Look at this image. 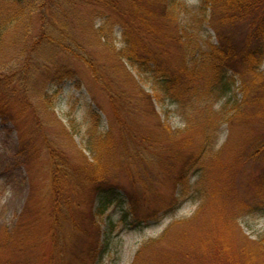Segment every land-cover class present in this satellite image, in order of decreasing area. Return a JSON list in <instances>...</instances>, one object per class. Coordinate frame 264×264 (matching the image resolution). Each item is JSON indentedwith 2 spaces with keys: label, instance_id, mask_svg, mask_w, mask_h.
Returning a JSON list of instances; mask_svg holds the SVG:
<instances>
[{
  "label": "trees",
  "instance_id": "trees-1",
  "mask_svg": "<svg viewBox=\"0 0 264 264\" xmlns=\"http://www.w3.org/2000/svg\"><path fill=\"white\" fill-rule=\"evenodd\" d=\"M205 28L210 35L202 43ZM116 43L122 48L117 49ZM80 66L89 71L93 85L106 92L112 119L94 138L88 129L87 146L76 149L82 163L69 172L72 163L65 159L69 146L64 140L73 141L74 134L54 113L53 98L64 85L75 83L80 89ZM131 69L153 81L159 94L145 91ZM118 70L127 78L125 86L117 84ZM161 97L180 111L183 130L162 123L154 103ZM94 116L101 121L98 114ZM147 118L153 119V127L140 123ZM46 119L57 126L55 139L49 136ZM0 123L24 137L17 153L20 160L42 152L48 155L54 196L46 214L51 218L50 237L61 236L66 220L73 232H80L72 220L76 204L63 198V177H72L74 189L81 182L87 185L91 205L101 197L121 204L123 195L125 217L147 222L150 213L139 215L136 195L107 179L112 165L134 156L147 158L149 169L157 164L152 173L157 178L178 173L173 183L180 195L188 178L199 174L204 199L225 194L234 200V185L223 188L219 182L220 175L230 179V168L223 161L264 167V0H197L193 7L184 0H0ZM222 125H227L229 135L237 132L238 138L232 150L213 153V140ZM254 196L264 200L262 190ZM239 207L244 205L235 210ZM262 207L256 210H264V203ZM27 213L23 209L12 227L1 230L0 264H28L37 254L38 243L29 241L28 232L45 211L29 217ZM233 221L228 216L211 218L210 231L219 230V235L204 241L203 249L220 248L218 253H229L234 264H264V234L235 248L222 230ZM96 234L97 244L100 229ZM166 237L146 243L132 264H154L144 262L143 255ZM232 248L238 250L235 258ZM96 249L89 251L92 262ZM172 249L160 250L156 264H170ZM63 254L59 264H85L75 255L63 259ZM38 257L41 263L44 257Z\"/></svg>",
  "mask_w": 264,
  "mask_h": 264
},
{
  "label": "rangeland",
  "instance_id": "rangeland-1",
  "mask_svg": "<svg viewBox=\"0 0 264 264\" xmlns=\"http://www.w3.org/2000/svg\"><path fill=\"white\" fill-rule=\"evenodd\" d=\"M184 2L191 7L197 6V0H184ZM205 30L206 33H202V43H206L208 34L210 35L206 28ZM211 43H214L213 39ZM116 44L117 49L122 48L120 43ZM172 50L178 52V50ZM80 69L83 73L80 89H77L75 83L67 84L57 90L58 94L53 98L54 113L74 134L73 141L64 140L69 146L65 149V159L72 163L69 172L82 163L76 149H84V146H87L85 137L88 129H92L94 138L105 131V127L111 123L112 119L106 92L100 89L99 85H93L86 68L80 66ZM118 72L115 74L117 84L125 86L127 78L120 73V70ZM131 72L145 91L151 95L159 94L158 86L146 75L139 73L137 69H131ZM225 101L224 99L218 103L215 109L220 108ZM154 103L162 123L169 125L173 130L184 129L185 123L175 105L162 97ZM96 114L100 116V122L94 116ZM141 122L149 128L154 125L151 118ZM46 123L50 125L49 128L46 127L47 130L50 129L49 136L54 138L53 132L57 131L56 124L48 119ZM237 138V132L232 131L229 135L227 125H222L213 140L212 152L232 150ZM24 142V137H18L11 126L0 123V169L10 170L8 173H0V232L1 230L4 232L5 225L13 226L16 216L25 208L29 211L26 217L32 216L31 214L38 210L45 211L28 232L29 241L38 243L36 253L44 258L40 263L38 255L32 254L28 264L63 263L64 260L60 262L61 251L64 253L63 259H72L75 255L83 259L85 264H132L138 251L146 243L158 242L163 235L167 236L166 239L143 255L144 262L148 260L149 263L156 264L159 262L158 252L173 246L175 249H172L170 253L172 257L170 264H229V262L234 264L236 259L232 260L229 253L224 252L223 256L218 253L222 250L220 248L214 252L203 249L202 243L209 238L212 239L214 237L212 235L216 234L210 231L209 220L218 216L225 218L228 216L235 220L232 225L222 229L227 234L224 238L232 241L235 248L247 241H255L264 234V210H256L263 208L264 200L254 196L257 190L264 192L262 165H243L235 159L223 161L224 165L230 168V179L227 181L224 175H220L219 182L223 188L234 185V200L224 197L225 194H214L205 200L207 198L204 199L201 194L204 189L199 184L201 181L199 174H193L194 176L191 175L188 178L185 184L186 191L180 195L179 187H174L173 183V179L179 176L178 173H173L169 177L158 175L159 178H157V175H152L155 168H158L157 164L154 163L151 170L147 158L134 156L125 159L124 162L120 161V164L112 165L110 171L108 170L107 179L109 183L125 190L127 194L136 195L138 198L135 199L138 202L136 208L139 209V215L150 213V219L147 222L141 224L130 216L125 217L126 206L123 203L126 200L123 195L121 204L117 202L119 200L113 202L111 197H101L98 202L95 200V204L91 205L88 198L89 187L81 182V185L74 189L72 177L70 176L67 180L63 177V198L68 203L76 204L77 209L74 211L72 220L80 226V232H73L72 223L66 220L61 236L57 233L56 236L50 237L51 218L46 216L47 209L50 211L54 199L49 174L50 161L45 152L23 156L20 160L17 153ZM120 143L122 145V142ZM87 155L91 159V155L88 153ZM117 158H120V154ZM212 172H214L213 169ZM146 179L147 184L144 183ZM181 179L186 180L183 176ZM204 184L209 186L208 182ZM181 189L184 190L183 187ZM176 198L178 203L173 202ZM203 202L207 203L205 208L202 206ZM238 204L244 205V208L239 207L235 210ZM138 219H142V216ZM173 225L174 227L169 229ZM99 229V242L96 244V232ZM218 235L219 230L215 237ZM187 237L195 238L186 240ZM179 238L183 240H177ZM94 247L97 248L96 258L92 262L89 251ZM235 248H232L234 258L238 253Z\"/></svg>",
  "mask_w": 264,
  "mask_h": 264
}]
</instances>
